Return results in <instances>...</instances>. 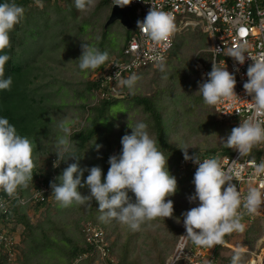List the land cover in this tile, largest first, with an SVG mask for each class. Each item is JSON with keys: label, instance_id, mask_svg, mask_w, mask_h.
Listing matches in <instances>:
<instances>
[{"label": "trees", "instance_id": "trees-1", "mask_svg": "<svg viewBox=\"0 0 264 264\" xmlns=\"http://www.w3.org/2000/svg\"><path fill=\"white\" fill-rule=\"evenodd\" d=\"M52 1L43 0L48 5ZM16 2L24 7L25 12L21 23L11 33V48L6 50L11 59L5 66V77L11 76L13 83L10 90L0 91V115L7 117L20 135L32 141L34 169L33 180L29 181L28 185L39 178H42L50 187L53 182L59 183L57 177L71 163H77L80 168L99 166L103 170V175L106 176L110 167L109 157L119 154L122 148V136L131 132L128 122L134 124L137 121H143L148 125L147 131L150 136L157 141V147L165 157H168V169L177 179L178 190L175 195L165 198L172 199L174 202L173 216L146 222L139 231H133L116 220L100 221L98 202L94 198L84 205L73 204L68 208L59 207L53 195L44 202H35L32 206L31 204L22 205L15 200L12 207L0 211V217L3 223L10 225V231L14 235L19 232L16 238L19 243L16 242L9 248L17 255L15 259L10 258L8 252L0 246V264H54L52 254L61 256L56 259V264H76L78 258L91 255L96 248L86 240L83 231L85 221L92 222L93 226L106 231L105 241L109 243L107 248L115 250L118 259L117 262L107 260L108 264H167L168 258L173 254L185 230L182 214L198 204V201L190 203L188 200L195 191L192 181L196 168H181L180 160L184 158V155L183 150L178 146L193 145L194 147L188 148L189 155L198 154L200 157H217L218 159L231 156L235 151L225 147L224 139L230 134L231 129L238 125L233 123L227 127L225 125L223 128L219 127L220 121L223 122V120L217 118L214 106L206 105L197 92L199 83L204 81L199 73V77L196 76L197 63L206 61L205 57L207 55L209 57V53L198 52L194 63L189 67L190 71H179L176 74L175 79L182 84L181 87L179 86L181 88L179 92L170 85L173 76L171 72L167 84L160 83L162 76L154 78L153 82H156V86L151 88L150 93H139L136 90L130 92L123 86L121 92L125 94L115 95L113 91L111 92V83L128 78L134 73L124 74L117 80L108 81L107 62L100 66L97 69L100 72L97 78H91L87 82V95L84 96L81 93L82 103L81 106L78 105V110L83 118L81 123L72 128L69 136L68 154H75V156L68 158L67 161H61L59 167H53L57 155L53 152L55 149L54 146H50L49 139L55 135L56 131L51 122L57 114L61 113L60 105L64 106V104H56L50 96L58 92L54 82L59 81L58 76H61V73L60 71H56V74L48 72L51 67L47 66L48 64L41 67L38 61V65L29 69L30 55L27 58L19 54L20 49L23 48L35 55L44 50L47 44L44 39L50 32L52 19L49 17L47 22L41 25V32L38 30L34 33L31 25L41 22V16L45 13L42 11L46 10V6L42 9L37 8L36 4L30 0H16ZM108 4L112 5V0H98L95 10L84 18L91 24V17L97 9ZM71 11L74 17L79 18L75 7H72ZM62 19L60 17L59 21ZM126 46L127 44L123 52ZM176 47L175 40L171 52L178 49ZM122 55L123 53L115 59H119ZM48 59L49 63H56L55 65L60 62L52 54ZM40 78L41 83L34 85ZM121 100L128 103V111L134 112L114 116L112 109ZM219 136L222 140L218 139ZM202 142H205L206 146ZM96 144L102 147L97 150ZM203 150L205 152H202ZM249 156L261 160L264 157V142H261V145H255ZM41 160L43 164L40 163ZM87 175L88 172L85 171L82 179H86ZM30 190L28 187L17 189L26 197L30 195ZM80 191L83 195H88L90 190L85 186ZM129 195L134 201V194L129 192ZM30 208H34L38 214L36 222H32L31 215L28 213ZM242 223L245 225L242 243L252 251L264 234V216L257 215L253 219L243 218ZM234 235L235 232L227 234L223 239L231 242ZM21 243L27 245V250L21 247ZM229 249L223 245L216 246V264H231L234 250ZM224 251L230 253L223 256ZM44 254L51 255V258L47 259ZM248 255L249 252H242L240 264H244L242 260ZM77 264L85 263L80 261Z\"/></svg>", "mask_w": 264, "mask_h": 264}, {"label": "clouds", "instance_id": "clouds-1", "mask_svg": "<svg viewBox=\"0 0 264 264\" xmlns=\"http://www.w3.org/2000/svg\"><path fill=\"white\" fill-rule=\"evenodd\" d=\"M42 2L34 0L36 6L41 8ZM112 2V6L124 7L131 4L132 0ZM96 3L97 0H74L75 8L83 14L92 11ZM24 12V7L16 0H0V91L10 90L13 83L11 76L5 77V66L11 59L6 50L11 48V33L21 23ZM137 27L142 35L154 43L167 42L176 30L173 16L155 6L142 20L137 21ZM83 41L82 54L77 60L79 70L87 73L104 65L109 55L106 51L102 52L91 43ZM217 50L221 51L219 48ZM245 53L248 54L247 45L242 43L239 47L231 49L228 56L243 64L246 60ZM248 57L253 63L247 69L248 79L243 88L252 96L254 112L261 115L264 114V58L250 54ZM160 69L165 70L163 64L160 65ZM138 79L136 74H132L119 80V83L131 92ZM235 86L234 73L213 60L211 71L207 73V79L199 83L197 92L206 105L215 106L223 98L236 96ZM112 111L120 112L115 107ZM128 127L131 132L122 136L121 151L109 157L110 167L106 176L99 166L80 168L77 163H71L57 177L59 183L53 182L50 187L39 178L30 190V195L26 197L17 189L27 188L29 181L33 180V144L29 138L17 132L15 125L10 123L7 117L0 115V201L5 203L3 209L12 207L15 200L22 204L21 201L26 199L22 205L34 204L44 202L53 195L61 208H68L73 204L84 205L94 198L98 202L100 221L116 220L133 231H139L143 224L156 218L172 217L174 202L165 198L176 194L178 182L168 169V157H165L157 147V141L150 136L145 122L137 121L134 124L128 122ZM57 128L63 135L57 136L54 145L53 152L56 153L57 160L54 161L53 167H59L61 161H67L68 158L75 156L68 154L70 130L66 123L58 122ZM261 142H264V121L249 118H242L239 126L233 127L224 139L225 147L238 150L240 156L248 155L252 148ZM95 147L99 150L102 145L96 144ZM178 147L183 150L186 161L191 160L198 165L192 181L195 191L188 197L190 203L198 201V204L182 214L186 230L184 236L195 246L215 249L217 245H223V241L227 243L223 239L225 235L245 231V225L242 223L243 214L238 209L243 207L247 214H255L264 204V192L256 187H249L242 201L241 193L236 184L232 183L234 178L240 180L239 170L234 167L225 169L223 162L217 157L201 159L198 154L190 156L188 148L194 147L193 145ZM257 161L260 163L255 165L254 172L257 175H264V160ZM85 171L88 175L86 179H82ZM44 184L49 190L44 193V199L37 198L36 194ZM85 186L90 190L88 195H83L80 191ZM129 192L134 194V201ZM0 225L2 229L8 228L12 233L10 225L3 223L1 217ZM3 248L8 254L12 251V256L9 257L14 258V250L4 246ZM173 254L168 258L167 264H171ZM241 256L242 251L235 250L231 264H240Z\"/></svg>", "mask_w": 264, "mask_h": 264}, {"label": "built area", "instance_id": "built-area-1", "mask_svg": "<svg viewBox=\"0 0 264 264\" xmlns=\"http://www.w3.org/2000/svg\"><path fill=\"white\" fill-rule=\"evenodd\" d=\"M30 1L34 2V0ZM126 6L131 7L129 15L131 21L134 16L136 22L142 20L153 6L168 12L174 18L176 30L167 42L154 43L139 32L136 24L123 55L119 59H113L107 65L109 67L106 76L108 81L117 80L124 74L135 73L142 68L165 61L174 47L180 27L190 25L192 20L190 16H193L202 23L204 32L209 34L211 39V47L207 50L210 66L204 62L197 63L200 78L207 79V73L211 71L213 60H215L218 64L227 67L229 72L234 73L236 79L237 95L223 98L214 106L217 118L223 121L239 119L238 126L242 118L264 121V114L257 115L254 112L252 96L248 95L243 88V84L248 79L247 69L253 63L248 54L264 58V0H147V2L132 0V3ZM242 43L247 45L248 54L245 53L246 60L240 64L228 54L231 49L239 47ZM203 158L206 157H201ZM220 160L225 169L234 167L239 170L240 180L234 178L232 183L236 184L242 201L249 187H256L264 192V175H257L254 172L255 165L260 162L250 158L249 154L240 156L238 150H235L231 156L221 157ZM180 166L182 169L198 167L191 160L186 161L184 158L180 160ZM48 190L47 185H42L36 194L37 198L44 199V193ZM4 207L5 203L0 201V210ZM238 211L243 214L242 219H253L257 215H263L264 204L255 214H247L243 207ZM83 231L89 244L96 247L105 245L103 230L93 226L92 222L85 223ZM10 234L0 225V246L10 248L16 243L14 235ZM184 235L186 230L180 237L171 264H216L214 247L195 246ZM223 245L232 246L224 241Z\"/></svg>", "mask_w": 264, "mask_h": 264}, {"label": "rangeland", "instance_id": "rangeland-1", "mask_svg": "<svg viewBox=\"0 0 264 264\" xmlns=\"http://www.w3.org/2000/svg\"><path fill=\"white\" fill-rule=\"evenodd\" d=\"M42 3V8L46 6V10L42 11L45 13L41 16V22L31 26L33 28L32 31H34V33H36V31L38 30V32H41V25L45 24L48 18L51 17L52 22L50 23V32L47 33L44 39L47 44L44 46V50L36 54L37 56L35 54H32L30 50H27L26 48L20 49L19 54L26 56L27 58H29L28 56L30 55L31 67L29 69H32V66L38 65L39 62L41 67L47 64V66L51 67L48 72L56 74V71H60L59 73H61V76H58L59 81L54 82V86L58 88V92L50 96L51 99L56 101V104H64V106L60 105L59 111L61 113L57 114V117L55 116L53 118V121L51 122L56 133L49 139V144L50 146H54L57 140V136L63 135V133H61L57 128L58 122L64 121L66 123V126L70 130V134L72 133V128L76 127L79 123H81L83 115L80 116V111L78 110V105L82 103L81 93L86 96L87 82L91 78H97V76L100 74L99 70L97 71L98 68L95 70H90L87 73L81 72L79 70V61L77 59L82 54L81 44L84 43L83 40L91 43L102 52L106 51L109 55V59L108 61H106L108 65L110 60L115 59L118 55H121L123 53V48L128 43V40L130 39L134 29L136 28L137 22L134 16H132L133 27L130 29L123 26L120 21H116L106 27V23L113 7L110 4L101 7V9H97V12L91 17L92 19L90 24L84 17H88V15H90L91 12L95 10V7L92 11L87 14H83L77 10L79 13L78 15L76 14L77 16H79L78 18L74 17L73 12L71 11V8L75 7L74 0H53L49 5L46 2ZM60 17L63 19L59 21ZM65 17L66 19H64ZM190 18L192 19L189 23L190 25H183L178 31L176 37V48L178 49L173 50L171 53H169L167 59L162 63L142 68L138 71V73H134L139 77L134 87V90L138 91L139 93H150L151 88H155L156 86V82H153L154 78H159L162 76L163 78L160 80V83L167 84V80L169 79L168 77H170V73L173 72L170 85L175 87L176 92L181 91L180 87L182 86V84L178 79H175L176 74L179 71H190L189 67L194 63L198 52L207 51L211 47L210 36L209 34H206L204 36L206 32H204V27L202 23L198 19H194L193 16H190ZM51 54L55 55V57L60 61L57 63V65H55L56 63H49L48 57H50ZM208 58L209 57L207 55L205 59L208 60ZM207 60L203 62L210 66V61ZM161 64H163L165 67L164 71H161L160 69ZM196 76L199 77L198 72ZM119 80L111 83L110 86L111 92L113 91L115 95L121 93L125 94V92H121L123 86L120 85ZM41 81L42 80L40 78L38 81L35 82L34 85H38L39 83H41ZM195 88L196 87H194V89ZM114 107L117 109V111H120L118 113L112 111L114 113V116H123L124 113L128 112V115L134 112L132 110L128 111L129 105L128 103H126L125 100H121L119 104ZM238 122L239 119H232L223 122L220 121L221 124H219V127L223 128L224 125L225 127H227V125L233 123L238 124ZM218 139L222 140L220 136L218 137ZM204 143L205 142H202L203 145ZM202 152L205 151L203 150ZM42 158L43 157H41V159ZM262 159L264 160V157ZM40 163L43 164V160H41ZM35 182L36 181H33L31 185H28L29 190L33 189ZM25 201L27 200H23V202ZM23 202L21 201L22 204H24ZM32 205L33 204H31V206ZM28 213L31 215L32 222H36L38 220V214L34 210V208H30ZM85 223H87V221L84 222L83 226L85 225ZM6 230H8V228H6ZM105 232L106 231L103 230L104 238H106ZM12 234L13 233H11L10 235ZM18 235L19 232L14 235V238H18ZM244 236V232H235L234 238L231 239V242H227L228 244L230 243V245H232L230 246L231 248L229 250L235 251L237 249H240L242 252H249V255L242 260L244 264H264V234L257 241L255 248L252 251L247 249V246L243 245L242 242L244 241ZM16 242L19 243V240L16 239ZM20 245L22 248L27 250V245L25 243H21ZM104 246L96 247L91 255L81 256L77 259L76 264L80 261H83L85 264H108L107 260H114V262H117L118 259L116 257L115 250H111V247L110 250L107 248L109 246L108 242H106ZM12 253L13 252L11 251L9 256H12ZM229 253L230 252L228 251H224L222 255L227 256ZM16 255L17 254L14 253V259L16 258ZM44 255L47 256V259L51 258V255ZM52 255L54 259L53 263L56 264V259L61 258V256H59L58 254ZM92 256H94V258Z\"/></svg>", "mask_w": 264, "mask_h": 264}, {"label": "water", "instance_id": "water-1", "mask_svg": "<svg viewBox=\"0 0 264 264\" xmlns=\"http://www.w3.org/2000/svg\"><path fill=\"white\" fill-rule=\"evenodd\" d=\"M130 11L131 7L129 6L120 7L118 5H113L106 27L116 21H120L123 26L130 29L132 27V21L129 15Z\"/></svg>", "mask_w": 264, "mask_h": 264}]
</instances>
